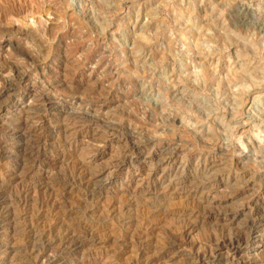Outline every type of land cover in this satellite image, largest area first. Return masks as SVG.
<instances>
[{"label": "rangeland", "instance_id": "rangeland-1", "mask_svg": "<svg viewBox=\"0 0 264 264\" xmlns=\"http://www.w3.org/2000/svg\"><path fill=\"white\" fill-rule=\"evenodd\" d=\"M228 263L264 264V0H0V264Z\"/></svg>", "mask_w": 264, "mask_h": 264}, {"label": "bare ground", "instance_id": "bare-ground-1", "mask_svg": "<svg viewBox=\"0 0 264 264\" xmlns=\"http://www.w3.org/2000/svg\"><path fill=\"white\" fill-rule=\"evenodd\" d=\"M36 217V216H35ZM250 226V225H249ZM191 229V228H190ZM183 230V229H182ZM188 230V229H187ZM187 230L186 231H184L183 230V232L181 233L183 236H185L186 235V233H187ZM188 231H190V230H188ZM84 232V231H83ZM188 234V233H187ZM242 234H244V233H242ZM250 234V233H249ZM245 235H247L246 234V232H245ZM239 236V237H238ZM238 236H231V234L230 235H228V234H218V236L217 237H213V239H211L209 242H212V241H214V242H218L217 244H216V249H222V248H227V250H229V251H232L231 253H234V251H235V249H236V247L238 246V244H241V242H244L245 241V239H244V237H242V235H240V233L238 234ZM248 236V235H247ZM243 238V239H242ZM65 240H67V239H65ZM204 240V239H203ZM242 240V241H241ZM64 241V240H63ZM71 241V240H70ZM63 243V242H62ZM66 244V243H65ZM71 245V244H70ZM201 247V246H200ZM67 248V247H66ZM206 248V247H205ZM202 249V248H201ZM209 249V248H208ZM215 249V250H216ZM212 250V249H211ZM203 251V250H202ZM46 256V255H45ZM248 260V259H247ZM227 261V260H226ZM189 262V261H188ZM228 264H230V263H228ZM261 264V263H260Z\"/></svg>", "mask_w": 264, "mask_h": 264}]
</instances>
